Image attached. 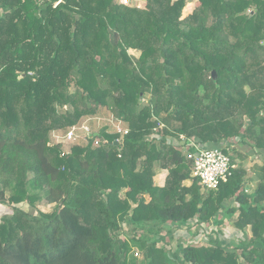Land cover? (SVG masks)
<instances>
[{
    "label": "trees",
    "instance_id": "trees-1",
    "mask_svg": "<svg viewBox=\"0 0 264 264\" xmlns=\"http://www.w3.org/2000/svg\"><path fill=\"white\" fill-rule=\"evenodd\" d=\"M57 1L0 0V264H133L132 242L142 264H264V0H195L185 17L189 0ZM104 109L120 141L104 118L64 156L50 143ZM181 136L220 146L228 180L202 187ZM224 218L251 236L157 247L167 224Z\"/></svg>",
    "mask_w": 264,
    "mask_h": 264
},
{
    "label": "rangeland",
    "instance_id": "rangeland-1",
    "mask_svg": "<svg viewBox=\"0 0 264 264\" xmlns=\"http://www.w3.org/2000/svg\"><path fill=\"white\" fill-rule=\"evenodd\" d=\"M118 2V0H116ZM131 3V2H130ZM135 4V3H134ZM196 4L195 0H189L185 6V8L182 11V16L185 17L188 14H190ZM130 53L134 55L135 57L139 56V52L132 51L130 50ZM109 117V113L107 110H100L98 116H91L90 122H88V126L90 127V130L92 131V136L95 135V132H98L106 127H110L112 131L116 130L115 123L112 120L111 124H107V126L103 127V122L99 123L98 120H103L104 118L107 119ZM88 117L82 118V120L79 122V125L81 123H86ZM100 126H97L99 125ZM107 130V129H106ZM56 133L55 135H62L63 132L57 131L54 132ZM55 139H53L52 135L50 136V142L54 143ZM87 143L85 140V135L78 134L77 138L74 139V141L70 143H65L62 144V150L61 152L68 153L70 152L71 148L75 145L83 146ZM260 162L262 163V159L259 158ZM253 161V160H251ZM259 162V163H260ZM248 163V161H247ZM250 164V163H248ZM252 164V163H251ZM165 170H161L158 166H156L155 170V178L158 177V175L164 174ZM166 174V173H165ZM190 181H186L184 184L189 185ZM253 189V188H252ZM12 205H0V222L4 217H6L8 214L12 212ZM37 210L48 213L53 210L52 205H47L45 204L44 201L38 202L37 203ZM236 216V214H235ZM195 223L194 221L189 222V224L184 225L183 227H177L174 224H167L163 226L162 230L160 231V236L164 237V240L158 241L157 247H165L167 250H175L176 246H186V245H193V246H208L210 244V241L214 238H218L222 241H228L229 243H236L239 241H242L246 237H250L251 233L249 229L246 230V235L242 234L238 231H236L233 226L231 221L228 220V218H224V221L222 224H208V225H202L199 226ZM143 231L147 230H142L138 231L137 234H143ZM146 237H155V234L151 233H145L144 234ZM121 238H126L128 241H131L132 235L127 233V229L123 227V234L120 235ZM130 259L134 262L133 264H142L143 261V255L138 247V245L135 243H131V251L129 254Z\"/></svg>",
    "mask_w": 264,
    "mask_h": 264
},
{
    "label": "built area",
    "instance_id": "built-area-1",
    "mask_svg": "<svg viewBox=\"0 0 264 264\" xmlns=\"http://www.w3.org/2000/svg\"><path fill=\"white\" fill-rule=\"evenodd\" d=\"M38 3H44L51 0H36ZM61 0L57 1L55 5H57ZM135 3L136 7H139L143 0H118V2L122 5H128L130 2ZM91 118L87 119V122L81 123V125L77 124L71 127L68 131L63 132L62 135H55L56 133H52L53 139H55L53 145L57 144H65L74 141L77 138L78 134L85 135V140L92 137V131L88 126V122H90ZM112 118L106 119L107 124L112 123ZM100 119L98 120V122ZM115 123L116 132L120 135L119 141L122 139L124 135L127 134V130L124 129L121 123ZM163 126L160 125V128ZM112 130V129H111ZM95 145L98 144L96 140L94 142ZM180 149L182 150L186 160L191 163V176L197 178L200 185L208 190H216L221 183H225L228 178L231 176L230 160L229 157L224 153L222 148H204L198 145L194 140L186 139L183 136L180 137V142L178 144ZM68 153L62 152V156Z\"/></svg>",
    "mask_w": 264,
    "mask_h": 264
},
{
    "label": "crops",
    "instance_id": "crops-1",
    "mask_svg": "<svg viewBox=\"0 0 264 264\" xmlns=\"http://www.w3.org/2000/svg\"><path fill=\"white\" fill-rule=\"evenodd\" d=\"M232 143V142H231ZM220 147V146H219ZM244 149H247L246 147H244L243 148V150ZM248 155H252V153H251V151H249L248 150ZM248 163H250V164H248L247 163V161H246V163H245V168H246V170L247 171H249L250 173V176L252 177V180L250 181V183H249V185H250V188H251V190H252V188H254V185H255V175L254 174H251V167L254 165V164H256V165H261V162H260V160H258L259 158L258 157H252V156H248ZM261 158V157H260ZM251 160H253V161H251ZM260 162V163H259ZM238 163V161L236 162V164ZM252 163V164H251ZM238 165H236V167H237ZM166 173V174H165ZM165 173L164 174H161V175H158V177L157 178H155V176H154V178H153V182H154V185L155 186H158V187H162L163 185H164V181H165V177H166V175H167V171L165 170ZM185 183V182H184ZM184 185H186V184H184ZM189 185H190V183H189ZM186 186H188V185H186ZM224 221V220H223Z\"/></svg>",
    "mask_w": 264,
    "mask_h": 264
},
{
    "label": "water",
    "instance_id": "water-1",
    "mask_svg": "<svg viewBox=\"0 0 264 264\" xmlns=\"http://www.w3.org/2000/svg\"><path fill=\"white\" fill-rule=\"evenodd\" d=\"M212 77L215 78V73L214 72L212 73ZM261 114L264 116V110L262 111ZM114 145H116V143H114Z\"/></svg>",
    "mask_w": 264,
    "mask_h": 264
}]
</instances>
